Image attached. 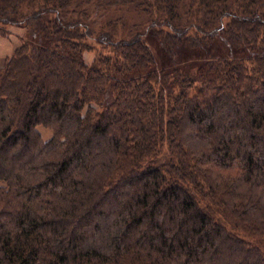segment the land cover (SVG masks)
Masks as SVG:
<instances>
[{
    "label": "trees",
    "instance_id": "trees-1",
    "mask_svg": "<svg viewBox=\"0 0 264 264\" xmlns=\"http://www.w3.org/2000/svg\"><path fill=\"white\" fill-rule=\"evenodd\" d=\"M10 27L0 264H264V0H0ZM148 37L235 56L158 69Z\"/></svg>",
    "mask_w": 264,
    "mask_h": 264
},
{
    "label": "rangeland",
    "instance_id": "rangeland-1",
    "mask_svg": "<svg viewBox=\"0 0 264 264\" xmlns=\"http://www.w3.org/2000/svg\"><path fill=\"white\" fill-rule=\"evenodd\" d=\"M114 10V9H113ZM110 11V10H109ZM137 9L133 8L131 12H135ZM136 16V15H134ZM8 37H4L0 35V65L3 66L5 60L13 55L15 50L22 44L23 41L29 40L30 42H35V38H32V34L30 31L17 28L10 27ZM38 44L42 42L36 41ZM147 42L150 45L152 51L154 52L157 58V68H186V69H194L201 65L202 62L208 60H217L222 59L223 57L232 58L235 56V51L232 45L225 40L223 37H219L214 43L209 45L207 48L202 50H190L182 51L180 56L173 60L168 61L164 57L162 50L159 45L153 40V38L148 37ZM85 60L87 63H92L94 60V53H86ZM114 100V94L112 91H109L106 95L105 103L102 109L112 104ZM44 139H48L51 136V131L44 128H39Z\"/></svg>",
    "mask_w": 264,
    "mask_h": 264
},
{
    "label": "crops",
    "instance_id": "crops-1",
    "mask_svg": "<svg viewBox=\"0 0 264 264\" xmlns=\"http://www.w3.org/2000/svg\"><path fill=\"white\" fill-rule=\"evenodd\" d=\"M1 64V63H0ZM0 67H1V65H0Z\"/></svg>",
    "mask_w": 264,
    "mask_h": 264
}]
</instances>
